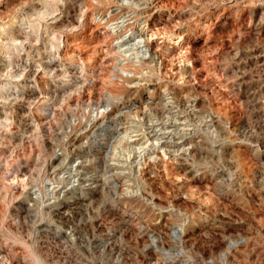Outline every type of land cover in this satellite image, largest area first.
<instances>
[{"label":"clouds","instance_id":"clouds-1","mask_svg":"<svg viewBox=\"0 0 264 264\" xmlns=\"http://www.w3.org/2000/svg\"><path fill=\"white\" fill-rule=\"evenodd\" d=\"M161 8L168 13L163 22L154 20ZM256 8L264 23V0H166L160 6L155 0H16L5 26L13 31L0 29V132L11 135L18 105L28 128L16 142L0 135V247L7 249L0 264H54L40 226H55L56 215L67 211L57 207L65 194L79 192V181L93 169L102 184L114 176L129 179L132 157L144 149L152 151L141 166L163 160L155 155L161 151L155 133L169 123L182 130L215 119L220 132L212 142L197 136L175 151L163 149L168 180L155 197L158 210L193 228L215 214L221 194L205 173L214 176L222 166L216 145L230 143L232 117L246 109L225 95L231 80L217 72L221 45L213 29L229 9L237 18L247 12L251 27ZM244 26L224 37L233 47L232 36L244 35ZM251 135L264 138V122ZM244 143L260 150L252 140ZM214 149L215 160L199 156ZM194 256L187 242L176 244L175 264H194Z\"/></svg>","mask_w":264,"mask_h":264},{"label":"rangeland","instance_id":"rangeland-1","mask_svg":"<svg viewBox=\"0 0 264 264\" xmlns=\"http://www.w3.org/2000/svg\"><path fill=\"white\" fill-rule=\"evenodd\" d=\"M155 2L160 6L166 0ZM15 3L16 0L0 2V29L13 31L5 26L12 18L10 9ZM261 11L260 8L252 10V26L247 27L248 13L237 18L235 10L229 9L219 17L213 29L221 45L218 56L222 63L217 65V72L222 71L224 78L231 80L227 85L229 93L225 95L230 94L246 109L244 112L237 109L232 117L234 134L229 137L230 143L216 145L222 166L214 169V176L205 173L207 179L218 182L216 187L221 194V204L215 214L198 222L195 228L182 227L179 222L166 219L158 210L160 202L155 199L168 180L169 153L163 149L175 151L182 145L160 147L161 151L155 155L164 159L149 161L146 166H141L140 161L146 159L152 149L142 150L138 154L145 157L140 158L138 154L132 157L135 167L130 168L129 179L120 176L115 179L114 176L108 184H102L95 169L89 171L86 176L93 175L96 179L83 178L79 181L82 185L79 192L65 194L57 207L64 205L67 211L56 215L55 226L47 223L40 226L42 247L54 258V264H153L155 261L175 264L176 244L182 241L192 246L194 264H264V138L251 135L252 127L264 122V101L261 100L264 96V55L261 54L264 53V23H258ZM167 15L161 8L154 20L158 18L163 22ZM241 25H245L240 28L244 35L232 36L233 47L224 37L234 26ZM110 27L116 31L119 26L112 24ZM234 75L236 79L233 80ZM196 106H203V98L196 101ZM20 107L22 105L13 109L11 135L0 132L13 142L28 128V121L22 120L17 111ZM180 107L183 109V103ZM163 111H159L162 118ZM3 119L4 113L0 111V123ZM187 119L190 125L194 124L191 113ZM170 129L173 133L187 134L189 140L184 144L197 136L212 142L220 132L215 119L199 127ZM164 139L171 137L161 141ZM247 140L258 143L260 150L248 147L244 143ZM215 151L199 153V156L215 160ZM91 182L97 186L89 190L85 184ZM74 200L78 203H72ZM97 206L98 212L94 211ZM15 210L16 206L13 214ZM6 252L7 249L0 247V257Z\"/></svg>","mask_w":264,"mask_h":264},{"label":"bare ground","instance_id":"bare-ground-1","mask_svg":"<svg viewBox=\"0 0 264 264\" xmlns=\"http://www.w3.org/2000/svg\"><path fill=\"white\" fill-rule=\"evenodd\" d=\"M210 124V123H209ZM170 127H172V128H175L171 123H169V124H167V125H161L160 126V130L158 131V132H156L155 133V135L159 138V147H179V146H181V145H183L184 143H186L189 139H188V137H187V134L186 133H180V134H178V133H173V131H168V130H166L167 128H170ZM176 129V128H175ZM171 137V139H175V140H165L164 139V141H161V139L162 138H167V137ZM149 138H151V136L149 137ZM176 138L178 139V138H182V143H176ZM160 141H161V143H160ZM149 150H151V149H144L143 151L145 152V151H149ZM174 151V150H173ZM139 155V154H138ZM140 156V158H142V157H145V156H143L142 154L141 155H139ZM134 157H137V156H134ZM139 172V171H138ZM83 178H86L87 179V181H91V180H94V178L96 179V177L95 176H93V175H90V176H85V177H83ZM115 179H117V176H115ZM112 182V181H111ZM108 184V183H107ZM85 185H88V189L89 190H92L93 188H95V186H97V185H94L93 184V182H91V183H88V184H85ZM73 192V191H72ZM87 192V191H86ZM72 203H78V202H76V200H74ZM77 207V206H76ZM70 210V209H69ZM84 212V211H83ZM80 215H82V214H80ZM83 216V215H82ZM80 217V216H79ZM81 218V217H80ZM92 223V222H91ZM71 230H72V228H71ZM75 232L77 231V229H73ZM78 232V231H77ZM70 234V233H69ZM72 235H73V233H72ZM76 236V235H75ZM74 236V237H75ZM81 236V235H80ZM73 237V238H74ZM79 237V235L77 236V238ZM76 239V238H75ZM79 239V238H78ZM77 239V240H78ZM83 244V243H82ZM82 248H84V247H82Z\"/></svg>","mask_w":264,"mask_h":264}]
</instances>
